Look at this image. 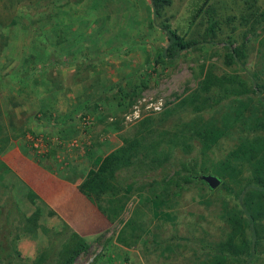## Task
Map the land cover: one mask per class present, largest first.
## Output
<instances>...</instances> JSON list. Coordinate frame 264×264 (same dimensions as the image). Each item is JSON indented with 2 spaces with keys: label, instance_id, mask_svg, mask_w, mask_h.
I'll use <instances>...</instances> for the list:
<instances>
[{
  "label": "rangeland",
  "instance_id": "1",
  "mask_svg": "<svg viewBox=\"0 0 264 264\" xmlns=\"http://www.w3.org/2000/svg\"><path fill=\"white\" fill-rule=\"evenodd\" d=\"M203 1L170 0L155 16L150 0H0V264H264V218L249 262L214 252L230 231L227 213L256 184L240 146L264 139V0ZM210 18L216 34L205 40ZM163 24L199 43L172 62L157 59L153 49L167 43ZM239 45L247 59L225 64ZM209 72L241 79L250 91L202 103L198 89ZM143 98H162V109L126 120ZM213 126L225 133L207 148L195 129ZM140 133L142 144L160 141L158 153L169 159L154 167L143 163L153 154L132 156L139 163L99 201L105 212L87 197L102 221L86 234L5 161L32 152L81 183ZM189 173L216 175L220 184L164 181ZM121 207L111 219L109 209Z\"/></svg>",
  "mask_w": 264,
  "mask_h": 264
},
{
  "label": "trees",
  "instance_id": "2",
  "mask_svg": "<svg viewBox=\"0 0 264 264\" xmlns=\"http://www.w3.org/2000/svg\"><path fill=\"white\" fill-rule=\"evenodd\" d=\"M208 1L209 0H204L202 6L206 5ZM150 2L154 15L159 16L161 13L160 9L168 4L170 0H150ZM209 22L210 24L204 36L205 40L214 37L216 34L217 22L212 18H210ZM162 30L166 35L167 43L164 46L153 49L152 53L156 54L157 59L172 62L178 58L182 52L195 47L199 43L196 39H185L183 35L179 34L168 24H163ZM246 56H248V49L245 45L231 47L225 54V64L231 65L238 63L240 59L246 58ZM233 84H238V86L231 87ZM214 89L222 91V94L219 96L211 94ZM252 90L256 91V88ZM198 91L200 94V101L205 103L207 102V98L209 101L214 100L215 102H219L223 99L224 95L235 94L239 96L249 93L250 90L241 79L232 78L227 75L217 77L213 72H209L201 81ZM204 94H206L205 97ZM200 110H202V106L197 108V111ZM195 133L200 137L203 145L209 148L225 132L221 128L219 129L216 126H213L206 127L205 129L196 128ZM144 136L145 134L140 133V135L135 138L125 141L124 146L119 147L106 155L97 169L90 170L87 175L88 177L79 183L78 187L80 191L96 204L100 210L105 212L104 206L99 202L100 199L104 197V194L109 192H111L112 195L115 194V180L122 175L127 167H133L136 163H139L136 162L134 164L132 160V156H136L139 151L144 153L145 158L149 157L151 154L154 155L151 157L150 162L144 161L143 163H147L149 166L154 165V167L165 166L164 164L169 159L170 153L164 151L158 153L161 151L159 150L160 141L152 144L149 142H144L142 144ZM243 142L244 143L240 146V149L242 150V155L253 163V179L256 184L253 185L251 189L246 188V190H243L245 191L243 193L247 192V196L245 199L239 197V203L241 205L240 209H233L227 213L226 218L230 226V231L228 232L226 239L217 244L214 252L220 256V259L222 260L223 258L228 257L238 258L239 260L242 259L244 254H246L247 257L244 261L249 262L255 254V248L260 239L258 221L264 218V202L261 200L262 192L264 191V139H245ZM199 179H201L199 176L190 173L182 176L181 179H173L168 175L164 177V181L167 180L168 182L173 183L174 187L179 188L183 187L184 184H190ZM116 191L118 193V189ZM109 202L113 203V200H110ZM121 210L122 207L120 210L117 208L109 209L112 213L110 218L113 219L116 217L121 213ZM248 231L251 236L250 239L246 237ZM78 249L80 250V247L74 248L72 255L77 254L79 251Z\"/></svg>",
  "mask_w": 264,
  "mask_h": 264
},
{
  "label": "crops",
  "instance_id": "3",
  "mask_svg": "<svg viewBox=\"0 0 264 264\" xmlns=\"http://www.w3.org/2000/svg\"><path fill=\"white\" fill-rule=\"evenodd\" d=\"M5 161L36 196L75 231L86 234L102 221L99 209L80 191L79 181L59 175L32 152L15 153Z\"/></svg>",
  "mask_w": 264,
  "mask_h": 264
},
{
  "label": "built area",
  "instance_id": "4",
  "mask_svg": "<svg viewBox=\"0 0 264 264\" xmlns=\"http://www.w3.org/2000/svg\"><path fill=\"white\" fill-rule=\"evenodd\" d=\"M163 99L159 98L156 100L146 101V98H143L139 103L132 106L130 111L126 114V120L133 121L141 118L143 111H159L163 107Z\"/></svg>",
  "mask_w": 264,
  "mask_h": 264
},
{
  "label": "water",
  "instance_id": "5",
  "mask_svg": "<svg viewBox=\"0 0 264 264\" xmlns=\"http://www.w3.org/2000/svg\"><path fill=\"white\" fill-rule=\"evenodd\" d=\"M199 177L205 181L210 188H216L220 184V179L213 174H201Z\"/></svg>",
  "mask_w": 264,
  "mask_h": 264
}]
</instances>
